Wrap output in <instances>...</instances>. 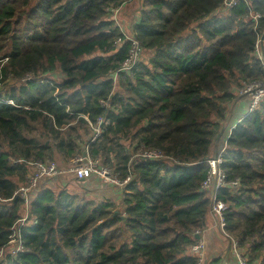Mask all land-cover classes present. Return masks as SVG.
Here are the masks:
<instances>
[{"label": "trees", "instance_id": "16d2710c", "mask_svg": "<svg viewBox=\"0 0 264 264\" xmlns=\"http://www.w3.org/2000/svg\"><path fill=\"white\" fill-rule=\"evenodd\" d=\"M132 1L0 0V264H199L208 160L240 89L264 83V0H139L126 35L116 11ZM242 118L225 137L218 199L232 252L234 239L264 264V103ZM77 156L130 178L120 202L63 188L26 204L34 164ZM12 240L24 251L5 253Z\"/></svg>", "mask_w": 264, "mask_h": 264}, {"label": "built area", "instance_id": "2783aa9c", "mask_svg": "<svg viewBox=\"0 0 264 264\" xmlns=\"http://www.w3.org/2000/svg\"><path fill=\"white\" fill-rule=\"evenodd\" d=\"M228 9L233 8L236 5V0H226L225 3ZM261 18L260 15L252 16L253 22L257 25L258 20ZM264 33V32H263ZM263 33L258 35V40L255 46V55L259 58L260 62L264 67V51L261 46V38ZM140 55V49L136 44L133 45V49L130 54V58L124 65V70L130 69L133 65H135L138 61V57ZM239 95L241 97L246 98V100H242L238 105L245 107V113L242 117L249 116L256 112L260 105L264 103V83L263 82H255L252 84L244 85L240 91ZM243 119V118H241ZM241 119L238 121L240 122ZM101 125L102 122H99L97 126L94 127V138L96 139L101 133ZM236 127V124L233 125L231 131ZM230 131V132H231ZM229 132V135H230ZM226 146V145H225ZM225 146L219 151V154L214 158L208 160V164L210 165V171L207 175L206 180L202 185V189L211 192V215L216 221L218 228L223 232V234L230 238L229 235L225 231L226 221H225V210L226 205L224 202L218 199V193L223 188L229 186L227 181V175L225 174L224 169L221 168L223 163V154L225 151ZM141 157L144 159H153L158 160L164 158V156L156 151V150H143L139 152ZM74 165L73 168L67 170L62 169L56 162L53 163H37L33 165L30 173L28 174L27 184L22 186L19 190V194L22 199L25 200L27 205H30L36 198L37 194L40 192H45L46 187L43 186L45 183L51 180H57L62 175L71 172L74 174L77 181L81 183H90L91 185L99 182L106 184L109 189L118 188L117 191L123 190L124 186L130 181V178L126 180H121L119 175L116 174L113 170L104 166L98 160H92L87 156H77L72 160ZM91 180H96L95 182H91ZM240 186V181L236 180L230 184L231 188H238ZM199 235V233H197ZM232 239V238H231ZM17 240H12L11 244L17 243ZM233 242V254L237 259V264H249L247 260L242 256L237 242L232 239ZM192 253L199 258V264H202L203 260H205L204 254V244L200 240L199 243L193 246L191 249ZM24 249L21 245H19L14 251L13 254H17L18 252H23ZM255 264V263H254Z\"/></svg>", "mask_w": 264, "mask_h": 264}, {"label": "crops", "instance_id": "0c3cea01", "mask_svg": "<svg viewBox=\"0 0 264 264\" xmlns=\"http://www.w3.org/2000/svg\"><path fill=\"white\" fill-rule=\"evenodd\" d=\"M139 3H140L139 0H133L132 2L129 3L133 5L131 6V8H134V7L136 8L134 10V13L136 15L138 14V10L140 7ZM129 4L124 5L120 10L116 11V17L120 23L122 22V24H123V20H125L126 18V12L128 11L130 7ZM239 109L240 110L238 112H234V115L230 119V122H234L233 125L238 123V121L242 118L241 115L243 116L245 113L244 106H241V108ZM219 147H220V144H218L216 148L218 149ZM60 160H61V163L65 165H70L72 163V161L65 162L62 159ZM44 183L45 184L43 186L46 187L45 192L48 190L50 191L58 190L56 187L54 189L50 184L47 185V182H44ZM64 185L65 183L62 186ZM106 193L110 195H115L114 198L115 200H117V202L121 201L120 200L121 196L118 191H115V194L109 191H106ZM201 241L204 244V254H205L206 261L209 259L220 258L222 260V264H237L236 257L232 252V245L230 244V241L226 239V236L222 233L220 228H218L216 221L214 220L212 215H210L209 217L208 227L205 229V231L202 232Z\"/></svg>", "mask_w": 264, "mask_h": 264}, {"label": "rangeland", "instance_id": "374dc122", "mask_svg": "<svg viewBox=\"0 0 264 264\" xmlns=\"http://www.w3.org/2000/svg\"><path fill=\"white\" fill-rule=\"evenodd\" d=\"M129 6L130 7H129L128 11L126 12V18H125V20H123V24H122V22L120 23L118 21V24L121 26V28L123 29V31L125 32L126 35L130 34L131 26L133 25V23L135 21L134 17L136 16V14L134 13V10L136 8L135 7L131 8V6H133L131 4H129ZM238 95H239V93H238ZM243 100L245 101L246 98H244ZM239 110H237V112ZM233 115H234V112L232 113V116ZM241 117H242V115H241ZM233 123L234 122H230L223 132H230L231 128L233 127ZM226 135H227V133H222L221 134L220 140L218 141V144H220V147L218 148L219 151L226 145V141H225ZM55 160H56V163L64 170L68 171L69 169L74 167L73 163H71L70 165H65V164L61 163V160L59 158H57ZM95 181L96 180H91L92 183L95 182ZM64 183H65V185L62 186ZM48 184H50L54 189L56 187L58 189L57 191H59V190H61L63 188H66V190L68 192H79L80 193V192L86 191V192L89 193L90 197L98 199V200L101 199V201L105 200V199L112 200L114 198V196H115V195H110V194L106 193V191H109V192H112V193L115 194V190L107 188L108 186L106 184L99 183V182H97V183H95L93 185H91L90 183H87V182L81 183V182L76 180L74 174L71 173V172H68L67 174L62 175L57 180H51V181L48 180L47 185ZM14 246H15V243H13V245L10 248H8L5 251V253L13 252L15 250Z\"/></svg>", "mask_w": 264, "mask_h": 264}, {"label": "water", "instance_id": "95a60500", "mask_svg": "<svg viewBox=\"0 0 264 264\" xmlns=\"http://www.w3.org/2000/svg\"><path fill=\"white\" fill-rule=\"evenodd\" d=\"M261 46H262L263 51H264V33H263L262 38H261ZM198 238H200V237L198 236Z\"/></svg>", "mask_w": 264, "mask_h": 264}]
</instances>
